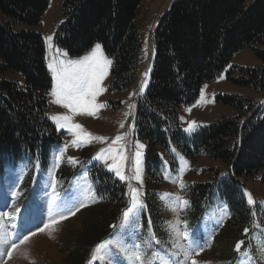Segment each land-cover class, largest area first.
<instances>
[{"label": "trees", "instance_id": "obj_1", "mask_svg": "<svg viewBox=\"0 0 264 264\" xmlns=\"http://www.w3.org/2000/svg\"><path fill=\"white\" fill-rule=\"evenodd\" d=\"M142 2L65 0L54 45L77 57L100 43L112 61L108 91L123 96L148 60V46L138 26ZM48 4L49 0H0V74L18 73L25 81L20 89L0 80V171L22 161L45 167L51 150L62 141L63 134L46 115L51 77L41 34L12 29L36 27ZM151 42L150 67L131 120L133 137L145 144L147 205L152 214L159 213L162 161L174 170L176 154L189 161L202 156L224 166L220 196L234 214L230 228L238 235L250 221L239 180L260 178L264 183L263 103L244 107L238 96L219 95V102L236 110V118L216 120L190 136L180 128L179 109L193 104L200 88L244 49L253 50L262 68H237L238 76L229 78L235 85L264 91V0H173L155 23ZM215 185V181L198 183L190 189L197 214L209 204ZM95 189L102 212L90 223L85 236L89 245L107 231V224L115 226L127 207L125 187L107 172L101 171ZM87 243L76 250L73 264L84 263Z\"/></svg>", "mask_w": 264, "mask_h": 264}, {"label": "rangeland", "instance_id": "obj_2", "mask_svg": "<svg viewBox=\"0 0 264 264\" xmlns=\"http://www.w3.org/2000/svg\"><path fill=\"white\" fill-rule=\"evenodd\" d=\"M64 1L49 0L46 11L34 28L12 26L14 31L33 29L41 34L45 48L44 59L51 77L46 115L63 137L61 143L51 150L45 167L22 161L16 165L9 164L0 171V264L75 263L74 254L87 243L85 236L90 231L92 219H96L102 212L95 189L101 171L107 172L125 187L126 210L131 206L130 187L141 193L139 200L144 207L132 213L134 223L131 226L123 221L122 214L115 227L107 224V231L104 229L93 243L90 245L87 243L89 246L86 250L89 252L83 264H110L107 256L104 260L95 262L91 260L97 245L101 244L108 246L103 251L112 258V264H141V261L135 260L136 255L142 257V264H191L193 260L196 264H264V183H261L260 178L254 181L239 180L242 185L244 184L242 196L250 209V221L240 228L238 235H234L230 228L235 221L234 214L221 198L219 190V183L225 179L224 166L202 156L189 161L176 154L174 170L162 161L163 182L158 190L159 213L157 215L151 213L146 202L145 144L133 137L131 126L136 97L141 92L148 71L145 69L146 64L140 71L136 84L123 96L108 91L111 81V65L109 66L108 74L101 84L104 92L96 99V103L107 106L100 109L95 117L73 115L67 109L52 103L50 93L53 79L48 67L50 63L61 59H80L88 55L97 44L101 46L103 55L109 59L100 43H95L90 50L77 57L67 56L54 45L55 31L63 21ZM170 1L143 0L138 26L144 33L146 46L151 41L158 15L165 10L168 6L166 3ZM237 68L259 70L262 64L251 49L237 52L220 75L200 88L193 104L179 109L180 128L186 136L216 120L236 118V110L219 102L217 100L219 95L238 96L242 99L244 107L249 103L257 106L259 102L264 106V91L257 93L250 87L232 83L229 76L236 78ZM0 80L17 84L20 89L25 87L24 78L18 73L0 74ZM56 115L72 116L73 124L81 125L85 132L94 137H104L105 142L92 140L79 147L72 146L73 135L66 128L58 129L51 119ZM244 119L243 117L239 121L242 122ZM191 122L195 123L194 129L190 132L185 131ZM121 124L124 127H120ZM117 135L123 136L124 139L113 145L112 140ZM138 144L143 145V148L138 149ZM65 145H68L67 150L57 163L56 156L61 154ZM108 147L117 151L123 150L126 157L123 172L129 178L135 175L136 152H141L142 184L134 179L121 181L114 171L108 169V165L113 162L111 159L107 161L94 159L102 149ZM69 158H74L77 163L70 164ZM181 181L184 184L183 188L179 186ZM214 181L216 185L209 204L197 214L189 197L190 189L195 184H211ZM245 193L251 194L254 204L249 205ZM165 194L167 197L162 199ZM177 197L180 200H187L188 205H181L176 200ZM81 203L87 206L80 208L74 216H69L55 225L54 229H46L42 233L39 231L51 219L68 214L70 209L75 211V207ZM184 231L188 233L187 238L178 235ZM33 232L37 234L31 236ZM107 232L109 233L106 235ZM24 236L31 238L20 244ZM194 238L198 241V246L193 243ZM241 241L243 243L240 252H237L236 245ZM12 244L19 247L9 258L7 250Z\"/></svg>", "mask_w": 264, "mask_h": 264}, {"label": "snow or ice", "instance_id": "obj_3", "mask_svg": "<svg viewBox=\"0 0 264 264\" xmlns=\"http://www.w3.org/2000/svg\"><path fill=\"white\" fill-rule=\"evenodd\" d=\"M51 40V37L48 38ZM66 55V54H63ZM112 64V61L107 59L101 50V46L99 44L95 45L92 51L77 60H59L55 63H50L48 65L49 69L52 72L53 86L50 95L52 96V103L55 105L61 106L67 109L73 115H87L95 117L100 109L106 107L107 105L96 103V99L99 95L104 92V88L101 87L102 81L108 74V68ZM143 86H141L140 91L143 92ZM204 99L203 90L201 91V100ZM51 119L56 123L58 129L66 128L73 135L74 139L71 141V145L74 147H79L83 143H88L92 140H99V142L104 143V137H94L90 133L85 132L82 129V126L79 124L72 123V116L66 115H56L51 117ZM120 127H124L123 124ZM195 127V123H189L188 127L185 131H192ZM124 139L123 136L117 135L113 140L112 144H119L120 141ZM68 145L64 146V149L61 150V154L56 156L57 163L60 161L63 152L67 150ZM138 149H142L143 145L138 144ZM94 159L107 161L111 159L113 162L111 165H108L109 171H114L116 176L121 180L125 181L128 179H134L137 182L142 184V170H141V152H136V160H135V175L131 178L126 177L123 172L124 161L126 157L123 154V150L117 151L112 147H108L107 149H102ZM70 164L77 163L74 158H69L68 161ZM186 163V162H185ZM87 175L85 174V179ZM180 188L184 187L183 182H180ZM129 194L131 196V206L122 213L123 221L131 226L134 223V219L132 218V213L138 209L143 208L144 205L139 200V193L136 189L129 188ZM245 196L248 198L249 205L254 204L251 194L245 193ZM167 194H165L162 199H165ZM176 200L183 206L188 205L187 200H180L179 197ZM87 206L84 203L79 204L75 207V211L69 210L68 214H62L58 218L51 219L48 223L44 225L43 228H40L39 231L42 233L46 229H54V226L59 224L60 222L69 218V216H74L76 212L80 210V208ZM173 210H175L173 208ZM115 227V226H113ZM247 229L245 233L247 234ZM37 233H31V236H35ZM178 235L187 238L188 233L184 231L182 233H178ZM31 237L24 236V238L20 241V244L26 243ZM194 244H197L198 241L194 238ZM243 242H238L236 245V251L240 252L241 244ZM19 247L17 244H12L11 247L7 250V256L9 258L12 257L13 252ZM108 247L107 245L101 244L97 245L95 249V254L92 256V262L96 260H104L106 256L110 260V264H112V258L108 253H104V249ZM202 251V249H200ZM199 254V252H197ZM155 255V254H154ZM247 255V254H245ZM135 260L141 261L142 257L140 255L135 256ZM191 264H196V261L193 260Z\"/></svg>", "mask_w": 264, "mask_h": 264}, {"label": "water", "instance_id": "obj_4", "mask_svg": "<svg viewBox=\"0 0 264 264\" xmlns=\"http://www.w3.org/2000/svg\"><path fill=\"white\" fill-rule=\"evenodd\" d=\"M172 3H173V0L170 1V3L168 4V6L165 8L164 11H161V13L158 15L157 22L160 21L161 17L167 11V9L171 6ZM148 46H149L148 47V60H147L146 66H145V69L146 70L149 69V66H150V63H151V59H152V48H153V45H152V42L151 41L149 42V45ZM138 98H139V94L136 97V102L138 101Z\"/></svg>", "mask_w": 264, "mask_h": 264}, {"label": "bare ground", "instance_id": "obj_5", "mask_svg": "<svg viewBox=\"0 0 264 264\" xmlns=\"http://www.w3.org/2000/svg\"><path fill=\"white\" fill-rule=\"evenodd\" d=\"M167 5L169 4V2L166 3Z\"/></svg>", "mask_w": 264, "mask_h": 264}]
</instances>
